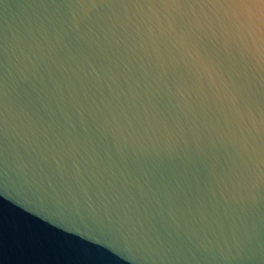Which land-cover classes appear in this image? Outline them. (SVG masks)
Instances as JSON below:
<instances>
[{"label": "water", "instance_id": "obj_1", "mask_svg": "<svg viewBox=\"0 0 264 264\" xmlns=\"http://www.w3.org/2000/svg\"><path fill=\"white\" fill-rule=\"evenodd\" d=\"M0 264H264V0H0Z\"/></svg>", "mask_w": 264, "mask_h": 264}]
</instances>
